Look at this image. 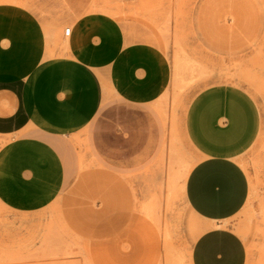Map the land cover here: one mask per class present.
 Listing matches in <instances>:
<instances>
[{
	"label": "rangeland",
	"instance_id": "obj_1",
	"mask_svg": "<svg viewBox=\"0 0 264 264\" xmlns=\"http://www.w3.org/2000/svg\"><path fill=\"white\" fill-rule=\"evenodd\" d=\"M15 5L33 12L45 31L57 32L52 26L62 22L63 36L54 47L46 38L47 63L61 75L58 62L64 55L71 58L67 22L98 11L117 19L128 41L160 48L170 62L171 80L161 96L145 104L160 127L166 126L164 146L161 142L152 161L135 173H117L100 162L103 155L74 143L93 121L138 108L116 99L101 75L97 88L83 84V127L63 138L77 148L78 158L65 160L62 189L46 207L17 212L0 202V264H190L193 241L206 224L187 206L185 180L198 160L214 154L199 146L191 130L211 139L228 127L221 116L201 120L222 100L220 92L242 97L257 112L253 144L236 155L249 179V197L226 225L244 241L245 264H264V0H0V14ZM104 140L95 144L114 152L118 167L129 169L123 137L109 134ZM6 141L0 136V146Z\"/></svg>",
	"mask_w": 264,
	"mask_h": 264
},
{
	"label": "crops",
	"instance_id": "obj_2",
	"mask_svg": "<svg viewBox=\"0 0 264 264\" xmlns=\"http://www.w3.org/2000/svg\"><path fill=\"white\" fill-rule=\"evenodd\" d=\"M0 16V136L7 138L0 146V202L5 207L35 212L58 196L67 174L65 160L78 158L77 148L63 138L82 129L87 116L82 86L91 89L94 83L97 88L99 75L116 99L138 108L129 114L112 112L100 123L93 121L86 136L73 137L74 143L99 158L103 155L106 160L99 161L117 173H135L152 161L161 142L164 146L166 126L160 127L145 104L161 96L171 80L170 62L160 48L146 41H128L120 22L107 13L87 12L67 22L70 32L64 37L71 58L64 55L66 60L58 62L61 75L56 65L47 63L51 55H47L46 38L54 47L63 36L62 22L53 24L57 32L45 31L38 17L19 5ZM83 70L89 77L82 76ZM218 95L222 100L203 112L201 120L207 123L211 115L221 116L228 127L211 139L196 137L191 130L199 146L214 154L198 160L185 180L187 206L206 224L193 241L190 264H245L247 259L243 239L226 222L249 197V179L236 155L253 144L257 112L236 94ZM109 134L121 135L127 143L129 169L118 167L115 153L95 144Z\"/></svg>",
	"mask_w": 264,
	"mask_h": 264
},
{
	"label": "built area",
	"instance_id": "obj_3",
	"mask_svg": "<svg viewBox=\"0 0 264 264\" xmlns=\"http://www.w3.org/2000/svg\"><path fill=\"white\" fill-rule=\"evenodd\" d=\"M70 32V28L69 27H66L65 30H64V34L65 35H68ZM263 201H264V194H263Z\"/></svg>",
	"mask_w": 264,
	"mask_h": 264
},
{
	"label": "bare ground",
	"instance_id": "obj_4",
	"mask_svg": "<svg viewBox=\"0 0 264 264\" xmlns=\"http://www.w3.org/2000/svg\"><path fill=\"white\" fill-rule=\"evenodd\" d=\"M65 30V29H64ZM66 42V41H65ZM204 69V68H203ZM202 74V73H201ZM181 235V234H180ZM166 242V241H165ZM169 244H171V243H169ZM169 246V245H168ZM174 246V245H173ZM166 248V247H165ZM173 249H175V248H173ZM171 250V249H170ZM174 252H176V250L174 251ZM166 253L168 254V250L166 251ZM175 254V253H174ZM172 255V254H171ZM178 255V254H177ZM176 257V256H175ZM178 257V256H177ZM182 258V257H181ZM168 260H170V259H168ZM174 263V262H173ZM172 264V263H171Z\"/></svg>",
	"mask_w": 264,
	"mask_h": 264
}]
</instances>
